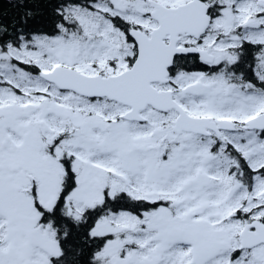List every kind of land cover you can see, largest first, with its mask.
Here are the masks:
<instances>
[{
    "label": "snow or ice",
    "instance_id": "6c2138e0",
    "mask_svg": "<svg viewBox=\"0 0 264 264\" xmlns=\"http://www.w3.org/2000/svg\"><path fill=\"white\" fill-rule=\"evenodd\" d=\"M0 264H264V0H5Z\"/></svg>",
    "mask_w": 264,
    "mask_h": 264
},
{
    "label": "trees",
    "instance_id": "16d2710c",
    "mask_svg": "<svg viewBox=\"0 0 264 264\" xmlns=\"http://www.w3.org/2000/svg\"><path fill=\"white\" fill-rule=\"evenodd\" d=\"M5 0H0V8L4 5Z\"/></svg>",
    "mask_w": 264,
    "mask_h": 264
}]
</instances>
